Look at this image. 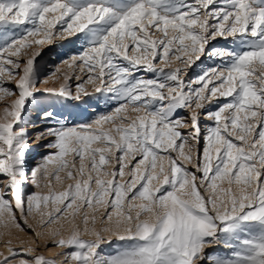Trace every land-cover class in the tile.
Instances as JSON below:
<instances>
[{"label": "snow or ice", "instance_id": "snow-or-ice-1", "mask_svg": "<svg viewBox=\"0 0 264 264\" xmlns=\"http://www.w3.org/2000/svg\"><path fill=\"white\" fill-rule=\"evenodd\" d=\"M76 35L81 52L66 63L86 79L73 94L65 73L52 94L79 100L88 95L85 85L98 81L95 91L117 107L78 126L45 112L42 121L55 126L35 135L53 137L45 147L56 151L29 175L24 117L40 83V51L32 49ZM217 38H231V45L210 48ZM204 55L218 63L193 79L170 67L173 60L191 67ZM140 71L155 75L145 79ZM6 97L15 99L0 111L4 227L24 231L17 212L27 224L39 211L48 226L83 211V231L73 223L68 238L56 242L72 249L61 254L63 264H264V0H0V99ZM221 98L227 102L211 110ZM202 118L212 123L202 129ZM126 169L129 179L121 183ZM62 172L75 184L53 191ZM26 184L48 192L25 196ZM50 204L52 211H42ZM101 208L107 226L98 231ZM103 232L127 243L105 254L101 246L111 241ZM8 244L0 264H57L32 247ZM211 245L230 252L205 254Z\"/></svg>", "mask_w": 264, "mask_h": 264}, {"label": "rangeland", "instance_id": "rangeland-1", "mask_svg": "<svg viewBox=\"0 0 264 264\" xmlns=\"http://www.w3.org/2000/svg\"><path fill=\"white\" fill-rule=\"evenodd\" d=\"M231 45V38L223 39L217 38L215 41H212L209 47L223 48ZM32 50H39L40 55L36 58L35 68L37 72V78L40 83H38L36 92L35 102H29L27 113L24 117L25 126L30 125L31 127L28 129L31 134V139L29 141L30 148L26 156V167L27 169L32 170V168L36 167L39 163L42 162L44 158H46L50 153L55 152V149L45 147L49 142H51L54 138L48 137L47 139H37L35 133L43 131V129L47 127H54V124L46 123L42 121V116L45 112H52L53 115L66 122L68 126L73 125H83L94 122L100 115L105 113H110L117 107V102L114 100H108L106 102L105 96L101 93H97L95 91V87L99 84H86L85 87L88 91V95L81 94V99L77 100L73 97H62L58 94H52L53 92L58 93L61 85L65 84V81L62 79L63 74L67 73L70 77L67 82V87L70 88L73 94L77 91V85L86 79L85 72L80 69L69 68L66 63L69 61L72 55L78 54L79 50H81V41L79 35L65 38H56L49 43H45L39 48H34ZM15 59V58H14ZM21 63H23L25 57H19ZM218 61H213L207 55L202 56L199 60H197L191 67L185 68L184 65L180 64L178 61L173 60L170 67L175 69L177 67L184 68L186 75L184 77L185 80L193 79L199 76L204 69L209 67H215ZM158 67L166 68L164 64H159ZM137 76L143 77L145 79L153 78L154 73L140 71L136 73ZM5 86L9 88H14L15 81L7 80L5 78ZM49 90H52L51 92ZM15 99V97H6L4 99H0V111H2L5 104H10L11 101ZM227 101L221 98L219 101L213 100V102L209 105L211 110H215L219 104L226 103ZM39 106L38 115L31 118L34 112L36 111V106ZM40 113V114H39ZM182 115H186V112H181ZM135 114H132L134 117ZM212 121L207 120L206 118L201 119V127L204 128L205 125H210ZM37 125L36 127H32V125ZM108 127V126H106ZM28 128V127H27ZM187 131V130H182ZM100 145H93V147H98ZM203 148V142L200 145ZM30 153V154H29ZM28 157V158H27ZM67 159L71 160L72 157H68ZM86 165L88 164V160H85ZM133 164L135 161L132 162ZM167 163V162H165ZM186 166L189 169L193 168L192 164L185 162ZM79 167V162H77V168ZM114 164H110L107 166V171L112 172ZM52 171V169H50ZM87 174V173H86ZM62 182H53V191L61 192L64 191L69 184H75V180L67 179L66 172H62L61 174ZM94 175V174H93ZM104 180L111 179L110 176L103 177ZM129 179L127 175V169L125 170V176L121 183H124ZM46 184L47 181L42 182ZM224 188H227L228 185L225 183L222 185ZM96 187L92 185V191H96ZM235 191V187L233 188ZM37 191H42L43 193L48 192V188L43 187L42 189H37L33 185L30 187H26L25 191H23L26 196L28 193H34ZM207 194V193H206ZM8 199H12L9 195ZM108 199H111L110 197ZM134 204H138L139 201H134ZM14 206V201H13ZM125 206H127V201H125ZM75 207V206H74ZM54 205H49L48 208L42 209L45 213L48 211H52ZM110 210V209H109ZM104 213V209L101 208L99 210V214L96 217V229L99 231L102 227L107 225H102L100 222V218ZM89 219L91 220L92 211H88ZM17 221L21 224V227L24 231L16 228L14 225H10L9 227H4L3 223L0 222V254L8 255V242L11 241V248L15 250H20L24 247H32L35 249L33 255H43L48 259L56 260L57 264H63L62 253L70 252L72 249L56 247V242L63 238L67 239L70 235L71 228L73 223L83 231V225L81 223V216L83 215V211L80 215H77L75 221H73L71 211L66 213L64 218H62L58 223L51 224L46 226L44 221L47 219L46 216H41L39 211H34L31 215L27 216V224H24L22 220L19 219V213H16ZM135 216V212L132 213ZM144 219H148L147 216L143 217ZM91 227V223L89 224ZM102 235L106 240L111 241V243L102 244L101 250L105 254H115L117 249L120 246H123L125 241H120L117 235L111 234L109 232H103ZM82 239L91 240L94 239V236L84 234L81 236ZM205 254L208 255H224L229 253L230 250L223 247V245H211L205 248ZM20 256L25 258H29L25 255L24 252H20ZM3 257L0 256V259ZM203 264V262H201Z\"/></svg>", "mask_w": 264, "mask_h": 264}, {"label": "bare ground", "instance_id": "bare-ground-1", "mask_svg": "<svg viewBox=\"0 0 264 264\" xmlns=\"http://www.w3.org/2000/svg\"><path fill=\"white\" fill-rule=\"evenodd\" d=\"M81 52V50H79V53ZM36 111H33L34 112V114H33V116H31L30 117V119L31 118H33V117H35L36 115H38V109H39V106L37 105L36 106ZM40 114V113H39ZM26 127H28V129L31 127L30 125H28V126H26ZM30 154V153H29ZM28 158V157H27ZM33 169V168H32ZM28 171H29V169H28ZM30 173H31V170L29 171V175H30ZM31 186V184H26V185H24L23 186V191H25V189H26V187H30Z\"/></svg>", "mask_w": 264, "mask_h": 264}]
</instances>
